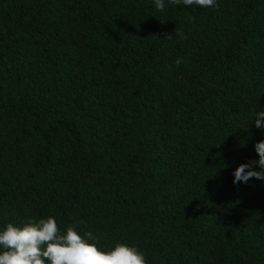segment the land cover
I'll return each instance as SVG.
<instances>
[{
	"label": "trees",
	"instance_id": "16d2710c",
	"mask_svg": "<svg viewBox=\"0 0 264 264\" xmlns=\"http://www.w3.org/2000/svg\"><path fill=\"white\" fill-rule=\"evenodd\" d=\"M165 4L0 0V231L52 216L146 264H264V180L232 175L264 140V0Z\"/></svg>",
	"mask_w": 264,
	"mask_h": 264
},
{
	"label": "clouds",
	"instance_id": "9594fccd",
	"mask_svg": "<svg viewBox=\"0 0 264 264\" xmlns=\"http://www.w3.org/2000/svg\"><path fill=\"white\" fill-rule=\"evenodd\" d=\"M168 2L188 7H216V0ZM154 4L158 11L163 12L166 8L165 0H154ZM174 35L186 38L182 31L175 29L174 34H168L164 39L171 40ZM183 62L182 58L174 61L177 66ZM252 123L258 130H264V110L256 111ZM254 150L258 160L238 165L232 173L233 184H247L253 178L264 180V140L256 142ZM254 166L259 170H255ZM97 243L91 232H85L82 237L72 226L61 233L52 216L38 220L28 218L22 227L8 223L0 231V264H146L144 253L134 246L117 243L111 250L103 251L97 247Z\"/></svg>",
	"mask_w": 264,
	"mask_h": 264
}]
</instances>
